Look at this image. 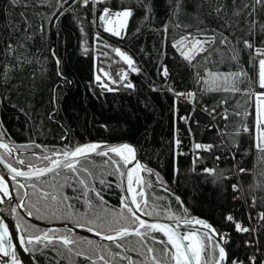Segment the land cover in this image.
<instances>
[{
    "label": "trees",
    "instance_id": "trees-1",
    "mask_svg": "<svg viewBox=\"0 0 264 264\" xmlns=\"http://www.w3.org/2000/svg\"><path fill=\"white\" fill-rule=\"evenodd\" d=\"M148 2L153 15L145 19L140 0H103L87 7L82 0H0V138L12 143L25 164L35 165H45L48 161L43 157L86 141L131 140L142 161L181 197L190 215L208 220L220 236L227 235L224 246L230 264H252L253 258L255 264H264V221L259 219L264 213V154L256 148L254 136V95L264 92L258 83V63L264 57L256 54V48H264V34L257 29L252 37L254 48L248 49L241 42L242 33L247 35L243 25L226 27L223 17L208 15L207 5L200 10L193 0H184L183 11L188 15L176 17L171 15L168 0ZM252 2L237 0V6ZM221 3L226 5L228 18L234 19L232 0ZM121 5L133 8L124 33L115 36L103 31L99 15L105 8L117 11ZM255 18L264 24V8L257 6ZM177 24L183 27L178 29ZM201 28L210 38L212 29L227 37L231 48L212 45L210 53H201L189 63L173 45L188 29L195 34ZM116 47L131 56V66L120 58ZM182 50L188 51L187 41ZM165 67L167 79L162 76ZM122 69L126 75L120 74ZM58 70L63 78L57 76ZM206 70L236 74L232 77L237 83L224 87L238 90H207L197 83L198 73ZM129 83L133 87H127ZM169 89L195 95L190 101ZM183 117L189 119L182 122ZM245 127L248 131H243ZM191 143L212 145L214 150L196 149L191 155ZM185 149L189 154H182ZM2 156L13 164L6 153ZM123 168L115 155H96L80 161L75 172L62 169L24 181L23 207L37 221L68 222L102 234L131 227L130 214L121 207ZM205 169H213L214 174ZM234 184L240 186L235 194ZM13 189L16 200H21L23 188L13 183ZM145 190L151 217H183L177 198L162 191L149 173L145 174ZM41 193H48L47 199ZM229 215L234 222L227 220ZM15 216L28 238L48 231L76 240L71 254L58 241L47 247V241L28 244L40 264H104L100 256L108 264H152L145 245L156 249L160 264H171L163 255L164 245L152 240L162 239L155 232L144 240L135 235L124 237L118 248L114 242L98 243L67 229L44 228L18 210ZM239 222L252 226L253 232H237L235 223ZM207 241L205 260L213 264L217 249L213 241ZM76 252L84 255L76 256Z\"/></svg>",
    "mask_w": 264,
    "mask_h": 264
},
{
    "label": "snow or ice",
    "instance_id": "snow-or-ice-1",
    "mask_svg": "<svg viewBox=\"0 0 264 264\" xmlns=\"http://www.w3.org/2000/svg\"><path fill=\"white\" fill-rule=\"evenodd\" d=\"M60 0H57V3H59ZM103 2V0H82V5L84 7H87L89 4L96 5L98 3ZM193 4L197 9L203 10L205 5L208 7V15H212L215 13V16L220 19L223 17V20L225 22L226 27H236L238 25H243L244 32L247 33V35H243L242 33V44L244 47L248 49H253L254 44L252 37L257 33V29H259L260 34H264V24H261L258 19H256L257 14V6H260L261 8H264V0H254L252 3H244L242 7L237 6V0H232V8L235 9V11L232 12V18H228V13L226 11V5L221 3V0H193ZM140 8L145 11V19H149L153 15V9L151 4L148 2V0H140ZM168 7L171 9V15L179 17L181 14L188 15V13L184 12L185 3L184 0H168ZM133 16V8L131 6L125 7L124 5L120 6V9L113 12L110 8H105L103 10V13L99 15V20L102 23H108L111 22L113 24V27L105 28V31L111 32L113 35L119 36L121 33L119 30L116 29V24L119 22V25L122 29L126 30L127 28V20ZM176 27L179 29L183 27L180 24H177ZM165 29H167V25H165ZM212 32V37L210 38L205 30L203 28L200 29L198 33H193L191 29H188L186 35H181L179 39L176 41V43L173 45V47L177 48L178 50H181V55L184 57L185 60H187L189 63H193V61L196 59L197 56H199L201 53H210L212 51V45L215 44H222L226 48H231V43L228 40L227 37H224L222 34H218L216 30L212 29L210 30ZM99 38V35L97 36ZM188 42V51H183V47L185 45V42ZM8 51L12 52L13 48L11 45H8ZM117 53H119V49H115ZM233 56L232 59H235V49H232ZM256 54L258 56L264 57V48H256ZM123 56V54L121 53ZM123 59L127 61V63L131 66L133 64V61L127 57L123 56ZM208 59V56H205V60ZM60 64V61L57 60V65ZM164 76L168 75V69L165 67ZM199 79L197 80V83H202L205 86H207V90L209 91H218L221 88H223L224 91H233L238 90L233 88H227L224 87L228 83L229 75L235 76L236 74H228V75H221L220 73H214L210 70H206L203 74H199ZM243 75V73H241ZM57 76L60 78H63V72L57 71ZM99 80V77H97ZM123 80L124 77H121ZM70 83V81H69ZM259 85L262 89H264V58L259 59ZM127 87H133L132 84H127ZM106 87V85H105ZM155 90V89H153ZM170 91H173L174 95L176 97H182V96H188L193 97L194 93H179L175 92L173 89H169ZM257 99L261 102H264V92L259 93L257 95ZM225 101H222V103ZM213 112L216 110L213 109ZM185 120L189 119L188 117L183 118ZM224 119H228L227 113H225ZM257 129L259 131V136L257 137V143L256 148L264 154V120L257 119ZM243 131H248V128H243ZM180 140H176V146L179 147ZM99 145L96 144H89L82 147H77L74 151L68 152L65 151L63 153H53L52 157L45 156L43 157L44 160L49 161V166H46L44 168L35 169L32 170V166L29 165L30 171H24V170H18L17 168L13 167L12 164L7 163L5 158L3 156H0V165H4L11 173H13V179L16 177H28V176H36L39 178L40 176H43L47 173H53L56 169L60 168L61 166L67 167L71 169L72 171H76V167L74 163H70L67 161V157L71 156L73 158H79L87 155L90 152H95L99 148ZM195 149L197 150H205L209 151L213 146L212 145H202L199 143H196L194 145ZM0 148H4L8 150V153H11V149L7 144L0 143ZM126 150L128 153L132 154L133 159L135 158V150L128 144L121 145L119 147H112L108 149L109 152L115 153L117 155H121L122 159L124 160L125 166L132 163V161H129L126 157L122 155L123 151ZM104 155H107V152L103 153ZM64 156L66 159L62 162L60 159L56 158L58 156ZM219 159V157L217 158ZM19 164H24V160H18ZM78 162V160H77ZM113 164L117 165V170H119L118 162L113 160ZM136 167H140V165L137 163ZM83 171H87V169H84ZM205 173L207 174H214L213 169H205ZM239 171L241 173H245L246 170L243 168H240ZM123 175V174H122ZM127 178L129 182V190H131V185L133 183L132 179V173H127ZM79 183L81 185L85 184L84 180H80ZM101 183H104V181H101ZM135 183L139 184L140 181L136 180ZM19 187L23 188L25 187L23 184H20ZM8 186L4 182V178L0 177V192L3 193L4 196H8L9 192L7 190ZM94 190V189H93ZM232 191L233 193L240 192V186L238 184L232 185ZM96 197L101 201L104 202L103 195L97 191ZM142 190L137 192V195L142 196ZM44 199H47L48 193H41ZM85 195H87V192H85ZM53 200L56 199L55 196L52 197ZM65 200L68 198L65 197ZM128 197H125L121 201V207L123 209H126L127 212L130 214L131 217V227H122L115 231V234H102L100 231H96L95 234L97 236H101L102 239L112 241L116 243L119 239L123 237H127L130 235H135L139 237L141 240H144L146 237L147 232L155 230L160 231L164 234V236L167 237V240H157L155 237H152V240L157 243L164 245L163 248V255L168 257L171 264H200V257L201 253L204 250V240L201 239L199 235H197L194 231H189L181 235L180 233L176 232L175 229H173L170 225H161L157 223H151L149 224L145 220L141 219L140 216L137 213L142 212L141 204L137 202V200L133 197L131 199V204L128 202ZM2 202V201H0ZM86 203L91 206L90 201H86ZM146 203V202H145ZM255 203V200H254ZM31 215V213H29ZM144 215H151V213L145 212ZM259 219L261 221H264V213H261L259 216ZM227 220L230 222H234V218L229 215L227 217ZM187 223H195L197 225H202L205 229H208V232L206 233V237L208 240H212L214 237H218L219 234L216 233L214 229H211L210 225L206 224L202 220H189ZM0 228L3 229V232L0 233V252H3L4 255H8L7 249L9 247H12L11 239L8 235V227L3 223V221H0ZM141 229H145L146 231L142 232ZM235 229L237 232L240 233H250L252 229L248 227L242 226L240 223H235ZM89 232H92V228L87 229ZM7 241V243H5ZM40 243L41 241H47L46 247L49 244H52L54 242H60L62 247L66 250L67 253L71 254L73 252V246L76 244V240L73 239L70 235H56L54 232H43L42 234H36L28 238L27 243L32 244L33 242ZM227 241L224 239V237L219 236V239L217 240L216 244L214 245L215 248L219 249V256L214 260V264H222V262L226 261L227 255L225 253L224 247L222 246L223 243H226ZM24 243L23 238L21 239V244ZM168 245H171L169 248ZM116 246L119 248L121 247V244L116 243ZM147 253L150 254L152 264H160V260L157 259L156 256V249L152 247H147ZM14 255V253H13ZM76 256H82L84 255L82 252H76ZM85 259H90L88 256H84ZM126 258V257H122ZM99 260L104 261V264H108L107 261H105L104 256L98 257ZM130 259V258H129ZM93 264H95V261H93ZM232 264H238V262L233 261ZM252 264H255V260L253 258Z\"/></svg>",
    "mask_w": 264,
    "mask_h": 264
},
{
    "label": "water",
    "instance_id": "water-1",
    "mask_svg": "<svg viewBox=\"0 0 264 264\" xmlns=\"http://www.w3.org/2000/svg\"><path fill=\"white\" fill-rule=\"evenodd\" d=\"M192 100H193V97H190V101H192ZM0 143L7 144L9 146V148L11 149V153L10 154L8 153V155L13 162L12 166L17 168L18 170L30 171V169L28 167L29 165L32 166V170L40 169V168H44L46 166H49V161L45 165H35V164H25V163L19 164L17 161L22 160V158L18 157L19 151L13 147L12 143H10L7 140L1 139V138H0ZM89 144H96V145H99L100 147L97 149V151L90 152L83 157L73 158V157L69 156V157H67V161L70 163H74L75 167H76L80 161L87 159V158H90L92 156L104 155L103 154L104 152L108 153L107 155H104L108 158H111V155H115L121 161V163L124 166L123 170L120 171L121 194H122L123 199H125V197L129 198L128 199L129 204H131V199L133 197L137 200V193H136V184L137 183H135V181L136 180L140 181L139 184L142 188L143 194H142V200H140V201L137 200V202L141 204L142 212L137 213V214L140 216L141 219L145 220L149 224L157 223V224H161V225H170L173 229L176 230V232L180 233L181 235H183L186 232H189V231H185L183 233L181 232V230L186 229V230L196 232L197 235H199V236H200V234H203L206 236L208 229H205L202 225H197L195 223H187V221H189V220L195 221L197 219L204 221L206 224L210 225L211 229H214L216 231L213 224H211L208 220H206L202 217H199L197 215H190L188 213L187 207L184 204V202L182 201L181 197L178 196L177 194H175L170 188L166 187L165 185H163L158 180L154 171L142 161V159L139 156V152H138V148H137L136 144L131 140L121 139V140L110 141V142L100 141V140H90V141L80 143L71 149H66V150H63L61 152H55V153H63L65 151L71 152V151H74L77 147H82V146L89 145ZM124 144L130 145L135 150V158L134 159H133L132 154L128 153L126 150L123 151L122 155L124 157H126L129 161H132V163L128 164L127 166H125L124 160L122 159L121 155H117L115 153L108 151V149H110L112 147H119V146L124 145ZM1 151L2 152H8L7 149L0 148V156H2ZM52 155L53 154L48 155V157H52ZM56 158L60 159L62 162L66 159L62 155H60ZM77 160H78V162H77ZM6 162L10 163L7 160H6ZM137 163L140 165V167H136ZM62 169H69V168L61 166L60 168L56 169L55 172L47 173L43 176H40L39 178H37L36 176L30 175L28 177H16L15 179H13L12 178L13 173H11L4 165H0V177L4 178V182L7 184V186H8L7 190L9 192L8 196H4L3 193L0 192V201H2V202H0V221H3V223L8 227V235H9V238L11 239V244H12V247H9L7 249L8 255L5 256L4 259H3V255H4L3 252L0 253V264H7L5 262H8L9 264H40L38 262V260L34 257V255L32 254V252L30 251V249L28 247V243H27L28 237L25 236V234L22 231L21 226L19 225V223L16 219V216H15L16 210H18L29 222L38 224L44 228H47V229H67L71 232L91 237V238L95 239L98 243L112 242L109 240L102 239L101 236H97L95 234V231L89 232L88 230L87 231L83 230L81 227L74 225V224H71V223H68V222L50 223V222L37 221L31 215H29L28 212L25 211V209L23 207V200L25 199L26 194H27V187L24 184V181H32V180L45 178V177H48L52 174L57 173L58 171H60ZM145 171L148 172L152 176L155 184L162 191L169 193V194H172L177 198V200L179 201L181 208H182V212H183L182 218L173 220V219L153 218L149 215H144L145 211L143 210V207H144L145 202H146V191L143 188L142 173ZM128 172L132 173L133 183L131 185V190H129V182H128V178H127ZM13 183H17L19 185L23 184L25 186V187H23L24 195H23L22 199L19 201L16 200V198H15ZM2 232H3V229L0 228V233H2ZM142 232H144V231H142ZM151 232L158 233L164 238L165 241L167 240V237L164 236V234L160 231L152 230V231L147 232L146 235H148ZM216 233H218V232L216 231ZM111 234L114 235L115 233H111ZM219 236L214 237L211 241H213L216 244L217 240L219 239ZM22 238L24 240L23 244H21ZM5 243H7V241H5ZM168 246H169V248L171 247V245H168ZM222 246L224 247L225 253L227 255V259H226V261H224V264H230L228 253L225 249L224 243L222 244ZM216 249H217V258H218L219 249L218 248H216ZM11 251H13L15 253L12 256L10 255ZM201 255H202V253H201Z\"/></svg>",
    "mask_w": 264,
    "mask_h": 264
},
{
    "label": "flooded vegetation",
    "instance_id": "flooded-vegetation-1",
    "mask_svg": "<svg viewBox=\"0 0 264 264\" xmlns=\"http://www.w3.org/2000/svg\"><path fill=\"white\" fill-rule=\"evenodd\" d=\"M4 153H6V152H4ZM1 154H2V151H1ZM7 154V153H6ZM8 155V154H7ZM9 156V155H8ZM146 173H148V172H143L142 173V177H143V188L145 189V174ZM142 190V188H141V186H140V184H136V193L138 192V191H141ZM146 191V190H145ZM24 195V194H23ZM138 198H141L140 200H142V196H140L139 197V195H137V200H138ZM22 199V198H21ZM139 200V201H140ZM24 201V200H23ZM147 205H148V200H147V193H146V203H145V205H144V207H143V210L145 211V212H147V213H149V210H148V207H147ZM150 216V215H149ZM154 218V217H153ZM142 231H146L145 229H141ZM185 231H190V230H186V229H183V230H181V232L183 233V232H185ZM200 236H201V239H203L204 240V250H203V252H202V255H201V257H200V264H208L207 262H206V260H205V256H204V254H205V250H206V245H207V237L205 236V235H203V234H200ZM120 240V239H119ZM118 240V241H119ZM157 240H164V238L162 237V239H157ZM118 241H117V243H118ZM102 243V242H101ZM169 247V246H168ZM0 253H2V252H0ZM13 251H11V253H10V255L12 256L13 255ZM15 254V253H14ZM217 258V256L215 257V259ZM214 259V260H215ZM229 262H230V260H229ZM213 264H214V261H213ZM222 264H224V262H222Z\"/></svg>",
    "mask_w": 264,
    "mask_h": 264
},
{
    "label": "rangeland",
    "instance_id": "rangeland-1",
    "mask_svg": "<svg viewBox=\"0 0 264 264\" xmlns=\"http://www.w3.org/2000/svg\"><path fill=\"white\" fill-rule=\"evenodd\" d=\"M94 18H96V16L94 17ZM127 22H128V20H127ZM99 26L102 28V30L103 31H105V28L106 27H108V28H111V27H113V24L111 23V22H108V23H102L100 20H99ZM115 30H119L120 31V35L119 36H121L123 33H124V29H122L121 27H120V25H119V22H117V24H116V29ZM105 32H108V31H105ZM108 33H110V34H112L111 32H108ZM113 35V34H112ZM115 36H117V35H115ZM116 49H119L118 47H116ZM121 53L123 54V56H127V57H129L131 60H132V58H131V56L128 54V53H125V52H123V51H121V49H119V55H120V58L122 59V60H124V61H126L125 59H123V56L121 55ZM127 62V61H126ZM126 73H127V70H123L122 69V71L120 72V74L121 75H126ZM162 73H163V71H162ZM215 73V72H214ZM221 75H228L227 73H220ZM237 83V81L234 79V77H232V75H229V80H228V83L226 84V85H224V86H228V85H234V84H236ZM7 154H8V152H6ZM141 195H139V197H140ZM141 198H138V201L140 200Z\"/></svg>",
    "mask_w": 264,
    "mask_h": 264
},
{
    "label": "crops",
    "instance_id": "crops-1",
    "mask_svg": "<svg viewBox=\"0 0 264 264\" xmlns=\"http://www.w3.org/2000/svg\"><path fill=\"white\" fill-rule=\"evenodd\" d=\"M262 59V58H261ZM237 78V77H236ZM258 83H259V63H258ZM262 92H257L254 95V136H255V143H257V137L259 136V131L257 129V119L264 120V102H261L257 99V95Z\"/></svg>",
    "mask_w": 264,
    "mask_h": 264
},
{
    "label": "built area",
    "instance_id": "built-area-1",
    "mask_svg": "<svg viewBox=\"0 0 264 264\" xmlns=\"http://www.w3.org/2000/svg\"><path fill=\"white\" fill-rule=\"evenodd\" d=\"M113 12H115V11H113ZM91 20H92V23H93V27H95L96 20H95L94 16L92 17ZM163 72H164V70H163ZM162 76L164 77V79H167V77H168V75H167V76H164L163 73H162ZM188 93H189V92H188ZM182 98H184V99H186V100H189L190 97H188V96H184V97H183V96H182ZM183 118H185V117H183ZM183 118L181 119V121H182V122H185L186 120L183 119ZM178 133H181V131H179ZM194 145H195L194 143H191V147H190V154H191V155H194V153H195V151H196ZM213 150H214V148L212 147V148L210 149V151H213ZM182 154H183V155H187V154H189V152L185 149V150L182 151ZM246 201H247V200H246ZM248 202L252 203V199H248ZM253 220H254L253 217H251V220H250V221L253 222ZM239 223H240L242 226H244V227H248V228L252 229L251 232H253V228H252V226H249V225H246V226H245V225H243L241 222H239ZM226 236H227L226 234L223 235V237H226Z\"/></svg>",
    "mask_w": 264,
    "mask_h": 264
},
{
    "label": "bare ground",
    "instance_id": "bare-ground-1",
    "mask_svg": "<svg viewBox=\"0 0 264 264\" xmlns=\"http://www.w3.org/2000/svg\"><path fill=\"white\" fill-rule=\"evenodd\" d=\"M5 256H6V255H3V259H4ZM5 263L9 264L8 262H5Z\"/></svg>",
    "mask_w": 264,
    "mask_h": 264
}]
</instances>
